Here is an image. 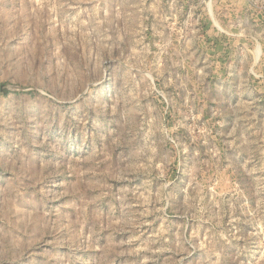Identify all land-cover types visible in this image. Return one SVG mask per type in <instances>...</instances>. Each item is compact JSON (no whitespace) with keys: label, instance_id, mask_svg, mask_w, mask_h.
I'll list each match as a JSON object with an SVG mask.
<instances>
[{"label":"rangeland","instance_id":"1","mask_svg":"<svg viewBox=\"0 0 264 264\" xmlns=\"http://www.w3.org/2000/svg\"><path fill=\"white\" fill-rule=\"evenodd\" d=\"M0 264H264V0H0Z\"/></svg>","mask_w":264,"mask_h":264}]
</instances>
